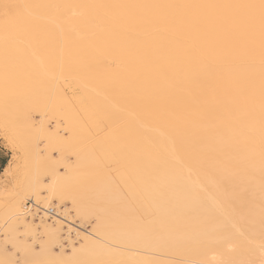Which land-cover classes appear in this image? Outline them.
Listing matches in <instances>:
<instances>
[{
    "label": "bare ground",
    "instance_id": "bare-ground-1",
    "mask_svg": "<svg viewBox=\"0 0 264 264\" xmlns=\"http://www.w3.org/2000/svg\"><path fill=\"white\" fill-rule=\"evenodd\" d=\"M21 30L32 108L79 166L0 186V264H264V0H0V34ZM62 186L93 219L68 254Z\"/></svg>",
    "mask_w": 264,
    "mask_h": 264
},
{
    "label": "rangeland",
    "instance_id": "rangeland-1",
    "mask_svg": "<svg viewBox=\"0 0 264 264\" xmlns=\"http://www.w3.org/2000/svg\"><path fill=\"white\" fill-rule=\"evenodd\" d=\"M8 32H3L4 35L0 34V153L8 154L6 166L15 167V169L11 175H5L1 171L0 186L4 190H10L15 181L22 182L32 177H36L38 182L45 184L48 183L50 178L49 171L52 170L60 175H64L68 165L75 164L79 166L77 160H74V156L69 150L57 148L48 139L54 137L57 141L61 142L69 139V133L61 125L62 121L59 122L60 126L56 128L55 119L46 115V118L41 121L39 117L41 113L32 108L31 97L37 88H35L36 80L31 72L30 65L33 60L39 58L43 53L42 46L38 44L39 42H32L31 36L27 35L24 30L12 31L13 33ZM44 123L45 125L43 126ZM95 139L96 137H92L87 143L91 144ZM33 151H38L37 157H35ZM84 162H86L87 167L90 165L95 166L99 170L98 174L105 179L111 175L112 169L119 168L118 163L109 162L108 160H84ZM117 185L119 186L116 183ZM41 191L42 199L46 195V192L44 190ZM59 195V199L53 198L49 202L47 210L57 212L60 217L68 215L71 218L69 220L72 224L78 227V229L76 227L68 228L65 222L59 221L63 226L61 245L54 247V251L58 253L61 248L65 254H68L69 244H75L79 240V237L76 236L83 232L91 231L93 219L83 221L80 224V221L73 216V210L70 209L71 205L68 202L69 198L76 197L77 194L62 186ZM38 205H42L41 201ZM3 206L4 201L0 200V213ZM30 212L34 214L35 220L42 219L53 222L47 216L44 217V214L36 207L30 208ZM67 230L68 232H66ZM37 237H39L38 241L42 238L41 235ZM7 248L11 250L9 246ZM123 248L124 251L136 255L133 249ZM195 261H198L197 263L203 261L199 264L208 263V260L206 262L204 260ZM217 261L215 263L212 262V264L225 263L223 260L222 262L221 260ZM185 263V261H180V264Z\"/></svg>",
    "mask_w": 264,
    "mask_h": 264
},
{
    "label": "crops",
    "instance_id": "crops-1",
    "mask_svg": "<svg viewBox=\"0 0 264 264\" xmlns=\"http://www.w3.org/2000/svg\"><path fill=\"white\" fill-rule=\"evenodd\" d=\"M8 162V154L7 153H0V174L1 171L4 170L6 164Z\"/></svg>",
    "mask_w": 264,
    "mask_h": 264
},
{
    "label": "built area",
    "instance_id": "built-area-1",
    "mask_svg": "<svg viewBox=\"0 0 264 264\" xmlns=\"http://www.w3.org/2000/svg\"><path fill=\"white\" fill-rule=\"evenodd\" d=\"M31 205V202H27L26 203V207L29 209V206ZM52 212V210H50V213Z\"/></svg>",
    "mask_w": 264,
    "mask_h": 264
},
{
    "label": "snow or ice",
    "instance_id": "snow-or-ice-1",
    "mask_svg": "<svg viewBox=\"0 0 264 264\" xmlns=\"http://www.w3.org/2000/svg\"><path fill=\"white\" fill-rule=\"evenodd\" d=\"M6 7H8V6H6Z\"/></svg>",
    "mask_w": 264,
    "mask_h": 264
}]
</instances>
